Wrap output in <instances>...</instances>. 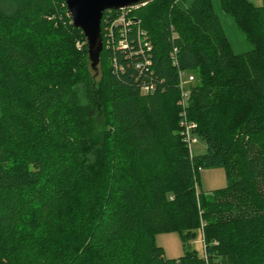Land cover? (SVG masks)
Here are the masks:
<instances>
[{
    "label": "trees",
    "instance_id": "1",
    "mask_svg": "<svg viewBox=\"0 0 264 264\" xmlns=\"http://www.w3.org/2000/svg\"><path fill=\"white\" fill-rule=\"evenodd\" d=\"M67 1L0 0V264H264V3L220 0L244 53L212 0L128 10L123 45L121 27L107 35L122 10H106L96 80ZM218 166L228 184L200 190L198 168ZM199 230L203 256L155 240Z\"/></svg>",
    "mask_w": 264,
    "mask_h": 264
},
{
    "label": "rangeland",
    "instance_id": "2",
    "mask_svg": "<svg viewBox=\"0 0 264 264\" xmlns=\"http://www.w3.org/2000/svg\"><path fill=\"white\" fill-rule=\"evenodd\" d=\"M194 0H180V5L186 7L190 5ZM253 5H262L264 0H247ZM216 13L218 14L225 33L230 41L231 47L235 53H244L253 49V44L246 38L245 34L237 26L232 14L226 12L220 3V0H212ZM80 46L87 45V40L81 41ZM102 55V53H101ZM89 58V53H88ZM100 61L96 67L92 66V60L89 58V68L93 77L96 80L100 76ZM188 76L185 77L187 80ZM189 86V84L187 85ZM88 128L92 135H100L105 130V117L100 111L95 118L88 122ZM193 138H196L195 142L190 143V150L193 155L203 154L207 151V145L205 140L192 134ZM199 188L204 192H209L217 188L225 187L228 184V178L226 169L222 166L218 167H199ZM156 243L163 247L164 255L167 258H176L182 256L187 248L195 249L200 256L204 255V241L202 231H197V235L192 240L189 246H185L182 236L178 231H161L156 234Z\"/></svg>",
    "mask_w": 264,
    "mask_h": 264
},
{
    "label": "water",
    "instance_id": "3",
    "mask_svg": "<svg viewBox=\"0 0 264 264\" xmlns=\"http://www.w3.org/2000/svg\"><path fill=\"white\" fill-rule=\"evenodd\" d=\"M153 0H68L74 26L82 29L88 42L89 58L96 67L104 48L102 21L106 10L145 5Z\"/></svg>",
    "mask_w": 264,
    "mask_h": 264
},
{
    "label": "built area",
    "instance_id": "4",
    "mask_svg": "<svg viewBox=\"0 0 264 264\" xmlns=\"http://www.w3.org/2000/svg\"><path fill=\"white\" fill-rule=\"evenodd\" d=\"M134 8H136V7L126 8V9H120V10H122V13L119 15V17L116 18L112 22V24H110V25L107 26V35H110V36L113 35L114 27H116V26L121 27L120 28V31L122 32V35H123V38H124L123 40L120 41V43L122 45L127 42V40H126L127 27L131 23V18H130V15H129L130 13L128 12V10H131V9H134ZM145 37H146V33L143 31L141 33V38L140 39L143 40ZM143 41H145V44L148 45V47H149V41H147L146 39L143 40ZM176 52H177V48L175 49L174 54ZM186 76L187 75L185 73H183V72L181 73V76H180L181 77V87H182L183 103H186L187 97H188V86L187 85H188L189 82H191V81L194 80V76H189L187 78V80H185V77ZM150 90L151 91L153 90V87L152 86H145L143 88V91L144 92H148ZM181 125L185 129V131H184L185 132V138H186V141L189 143V145H190L191 142H195L196 141V138H193L192 133H191L194 124L191 123V122H189V121H187V119L184 117L182 119V121H181Z\"/></svg>",
    "mask_w": 264,
    "mask_h": 264
}]
</instances>
